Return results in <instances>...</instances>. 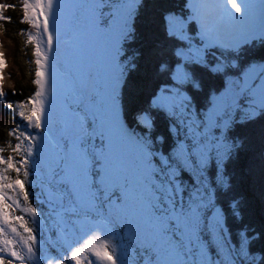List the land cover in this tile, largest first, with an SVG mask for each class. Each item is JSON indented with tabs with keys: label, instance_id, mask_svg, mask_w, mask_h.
Listing matches in <instances>:
<instances>
[{
	"label": "snow or ice",
	"instance_id": "snow-or-ice-1",
	"mask_svg": "<svg viewBox=\"0 0 264 264\" xmlns=\"http://www.w3.org/2000/svg\"><path fill=\"white\" fill-rule=\"evenodd\" d=\"M17 7L35 89L15 113L26 122L10 146L18 159L0 157V264H179L165 256L186 245L195 264H264V234L228 224L243 219V197L226 168L248 147L264 200V59L241 55L264 44V0H151L145 51L163 57L151 87L130 79L144 53L128 48L146 0H19L0 3V22ZM153 181L173 215L144 198ZM21 201L38 235L13 214Z\"/></svg>",
	"mask_w": 264,
	"mask_h": 264
},
{
	"label": "trees",
	"instance_id": "trees-1",
	"mask_svg": "<svg viewBox=\"0 0 264 264\" xmlns=\"http://www.w3.org/2000/svg\"><path fill=\"white\" fill-rule=\"evenodd\" d=\"M0 3L18 5L19 0H0ZM151 0H146V7L141 9L140 12V25L139 34L136 40L129 42L128 48L139 49L144 54L138 60L137 70L132 73L130 79L137 84H146L149 87L154 86L156 81L153 79L156 65L163 57L152 56L151 60L148 58V53L145 51L146 42L143 34V20L151 12ZM5 15L12 16L11 23H3V27L0 28V52L4 55L5 64L1 68L0 77H2V83H0V89L7 94V102L13 104V109H6L4 107V101H0V157L7 159L9 155H12L13 162L18 159L16 154L12 151L10 146H14L17 143L16 134L21 131H25V124L21 117L15 113L20 109L17 105L21 101H26L27 96L34 91L35 86L31 83L34 77L35 65L32 63L34 57H32V45L31 43L25 44L23 41L26 38L22 33L30 31V27L24 24H20L19 7L13 12L7 10ZM244 57V61L248 59H264V44L256 45L255 42L252 46L246 47L245 51L241 54ZM243 62V61H242ZM149 87L145 88V95L149 90ZM18 126V127H17ZM255 125H247L246 128H253ZM27 131H32L28 129ZM156 132L162 134L165 137V148L171 143L166 130V122L162 115H158L156 118ZM10 133H13L10 135ZM33 134H35L33 132ZM24 147L27 146V142H23ZM23 147V146H22ZM252 153L248 147L242 148L236 155V157L229 161L226 165L227 171L233 173L232 175V195L241 196L243 200L241 202V212L243 219L237 223L231 216L228 218V224L231 228L235 229L240 227L241 224H248L249 227L255 228L257 231H261L264 234V200L261 199L259 191L251 184L250 178L246 175V168L248 167L250 157ZM0 168H6V165L0 166ZM12 179L17 178L16 173L11 170H6L3 173ZM24 183L25 190L30 194V202H32V187L29 181H24L23 174L19 177ZM38 190V189H37ZM9 195L14 193L9 192ZM226 204V201H223ZM11 203V201H9ZM33 206H37L34 204ZM23 203L21 206L15 209L14 215L22 216L26 222V226L36 232V225L33 223V218L27 213L23 212ZM227 211V208H226ZM264 238V236H262ZM255 248H260L259 242L253 245Z\"/></svg>",
	"mask_w": 264,
	"mask_h": 264
},
{
	"label": "rangeland",
	"instance_id": "rangeland-1",
	"mask_svg": "<svg viewBox=\"0 0 264 264\" xmlns=\"http://www.w3.org/2000/svg\"><path fill=\"white\" fill-rule=\"evenodd\" d=\"M2 67H0V71ZM22 146L24 147V143L22 144ZM185 182H190L187 176L185 177ZM152 183H155V188L144 186V188L141 189L144 198L146 200L151 199L153 203H156L157 198L159 197V199L163 200L167 204V208H164L162 205L157 203V207L161 210V214L167 213L168 215H173L171 211V201L169 200L170 193L163 194L164 190L163 188H161L159 181H153ZM165 258L178 260L179 264H195V262L198 261L201 257L200 254L196 252L190 245H186L182 255H180L178 258L167 255L165 256Z\"/></svg>",
	"mask_w": 264,
	"mask_h": 264
}]
</instances>
